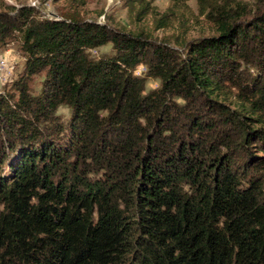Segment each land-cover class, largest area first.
I'll use <instances>...</instances> for the list:
<instances>
[{
    "label": "trees",
    "instance_id": "1",
    "mask_svg": "<svg viewBox=\"0 0 264 264\" xmlns=\"http://www.w3.org/2000/svg\"><path fill=\"white\" fill-rule=\"evenodd\" d=\"M3 2L0 264H264V0H197L217 34L178 48Z\"/></svg>",
    "mask_w": 264,
    "mask_h": 264
},
{
    "label": "rangeland",
    "instance_id": "2",
    "mask_svg": "<svg viewBox=\"0 0 264 264\" xmlns=\"http://www.w3.org/2000/svg\"><path fill=\"white\" fill-rule=\"evenodd\" d=\"M236 1L252 4L257 0ZM21 4L35 6L42 15L50 18H60L65 12L75 13L85 20H97L102 24L109 23L121 32L135 35L143 33L159 41L167 42L176 48L183 47L186 42L193 39L217 34L216 26L200 13L197 0L180 3H174L170 0H4L1 6L9 8V6H20ZM13 12L15 13V10ZM110 47L109 44L103 45L92 49V53L99 55L101 52L108 51ZM0 58H4L9 63L4 76H11L8 77V80L0 81V92H7L11 90L13 83L20 77L24 68L26 57L21 48V43L12 41L7 45L0 46ZM248 69L251 74L258 75L264 90V66L260 67L259 70L254 66H249ZM143 71H145V67L139 66L136 74L141 75ZM158 85L157 80L149 79L146 83V89H154ZM38 87V84L32 86L34 93L37 92ZM220 99L231 109H235L240 103L235 89ZM174 101L184 102L180 98L174 99ZM58 114L64 121L68 120L71 115L70 110L65 106H60ZM254 118L261 120V122H256L254 127H258L259 124L264 125V112L262 115L254 116ZM246 151L241 152V156L244 158L247 157ZM253 153L261 154L256 147L250 148V154Z\"/></svg>",
    "mask_w": 264,
    "mask_h": 264
},
{
    "label": "built area",
    "instance_id": "3",
    "mask_svg": "<svg viewBox=\"0 0 264 264\" xmlns=\"http://www.w3.org/2000/svg\"><path fill=\"white\" fill-rule=\"evenodd\" d=\"M8 61L5 60L4 58H0V81L5 79V80H8V77L10 76H4V73H5V69L7 68L8 66Z\"/></svg>",
    "mask_w": 264,
    "mask_h": 264
}]
</instances>
